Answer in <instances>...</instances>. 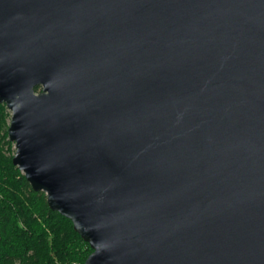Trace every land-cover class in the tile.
Masks as SVG:
<instances>
[{
  "label": "water",
  "instance_id": "obj_1",
  "mask_svg": "<svg viewBox=\"0 0 264 264\" xmlns=\"http://www.w3.org/2000/svg\"><path fill=\"white\" fill-rule=\"evenodd\" d=\"M0 104L84 264H264V0H0Z\"/></svg>",
  "mask_w": 264,
  "mask_h": 264
},
{
  "label": "trees",
  "instance_id": "obj_2",
  "mask_svg": "<svg viewBox=\"0 0 264 264\" xmlns=\"http://www.w3.org/2000/svg\"><path fill=\"white\" fill-rule=\"evenodd\" d=\"M9 118L0 104V264H84L89 245L12 164Z\"/></svg>",
  "mask_w": 264,
  "mask_h": 264
},
{
  "label": "rangeland",
  "instance_id": "obj_3",
  "mask_svg": "<svg viewBox=\"0 0 264 264\" xmlns=\"http://www.w3.org/2000/svg\"><path fill=\"white\" fill-rule=\"evenodd\" d=\"M9 112V111H8ZM9 114H10V116H11V112H9ZM9 121H10V118H9ZM9 125V124H8ZM13 149H14V145H13ZM14 151H15V149H14Z\"/></svg>",
  "mask_w": 264,
  "mask_h": 264
}]
</instances>
